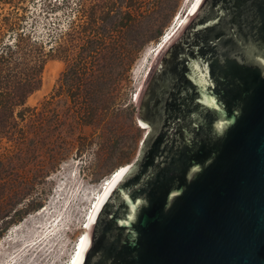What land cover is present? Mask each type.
<instances>
[{
  "label": "water",
  "instance_id": "95a60500",
  "mask_svg": "<svg viewBox=\"0 0 264 264\" xmlns=\"http://www.w3.org/2000/svg\"><path fill=\"white\" fill-rule=\"evenodd\" d=\"M162 102L142 113L155 78ZM148 129L80 264H264V0H201L138 104Z\"/></svg>",
  "mask_w": 264,
  "mask_h": 264
},
{
  "label": "rangeland",
  "instance_id": "374dc122",
  "mask_svg": "<svg viewBox=\"0 0 264 264\" xmlns=\"http://www.w3.org/2000/svg\"><path fill=\"white\" fill-rule=\"evenodd\" d=\"M43 1L27 0L26 6L33 10ZM196 1L152 0V11L139 25V49L123 76L114 70L110 109L92 126L69 132L68 100L57 91L65 64L56 56L47 59L41 87L27 104L41 108L50 102L45 119L53 128L57 116L62 126L50 132V144L43 139L46 133L38 138L29 134L16 149L0 142V210L11 204L0 216V264L69 263L104 184L121 167L126 173L139 156L148 129L137 118V109L157 63L151 70L155 54ZM60 17L62 26L66 19L62 13Z\"/></svg>",
  "mask_w": 264,
  "mask_h": 264
},
{
  "label": "trees",
  "instance_id": "16d2710c",
  "mask_svg": "<svg viewBox=\"0 0 264 264\" xmlns=\"http://www.w3.org/2000/svg\"><path fill=\"white\" fill-rule=\"evenodd\" d=\"M26 2L0 0V142L15 149L29 134L38 138L46 133L43 139L48 141L50 132L62 126L57 116L55 129L45 119L50 102L41 108L27 104L41 87V74L51 56L65 64L57 91L68 100L69 132L98 123L111 106L114 89H109V83L114 70L124 75L139 49L141 19L154 7L152 0H44L32 10ZM61 13L66 19L62 26ZM164 78H155L144 100L146 120L162 106L157 91ZM10 207L9 201L0 216Z\"/></svg>",
  "mask_w": 264,
  "mask_h": 264
},
{
  "label": "bare ground",
  "instance_id": "6f19581e",
  "mask_svg": "<svg viewBox=\"0 0 264 264\" xmlns=\"http://www.w3.org/2000/svg\"><path fill=\"white\" fill-rule=\"evenodd\" d=\"M201 2V0H197L196 3L192 6L190 12L187 14V16L185 17V19L182 21L181 24H179L178 27H175L177 30L175 31L174 28V34L172 35V37H170L169 40L162 42L161 46H160V51L155 54V60L154 63L151 67H154L155 63L157 62L158 58H160L161 54L164 52V50L166 49V47L175 39V37L181 32V30L185 27V25L187 24V22L189 21V19L191 18L192 14L194 13V11L196 10V8L198 7L199 3ZM186 22V23H185ZM177 24V23H176ZM169 38V37H168ZM172 40V41H171ZM171 41V42H170ZM158 51V50H157ZM142 125V124H141ZM126 168L125 167H121L120 169H118L104 184L102 190L100 191V193L98 194L97 199L95 200L94 206L92 207V211L90 212V216H88V220H87V225L85 226V230L84 233L82 234V237L76 247V250L74 252V254L72 255V258L70 259L68 264H80L82 257H83V253L85 251V248L87 247V245L89 244V236H90V231L91 228L93 226L95 217L101 207V205L103 204L104 200L106 199L107 195L109 194V192L111 191V189L113 188V186L118 182V180L122 177V175L124 174Z\"/></svg>",
  "mask_w": 264,
  "mask_h": 264
}]
</instances>
